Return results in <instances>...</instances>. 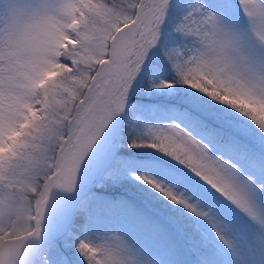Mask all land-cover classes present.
<instances>
[{
  "label": "snow or ice",
  "instance_id": "snow-or-ice-1",
  "mask_svg": "<svg viewBox=\"0 0 264 264\" xmlns=\"http://www.w3.org/2000/svg\"><path fill=\"white\" fill-rule=\"evenodd\" d=\"M0 264H264V0H0Z\"/></svg>",
  "mask_w": 264,
  "mask_h": 264
}]
</instances>
